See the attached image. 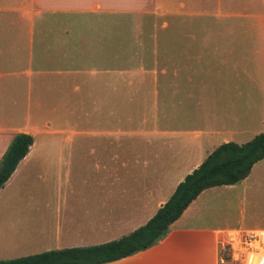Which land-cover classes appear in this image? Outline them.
<instances>
[{
	"label": "crops",
	"instance_id": "obj_1",
	"mask_svg": "<svg viewBox=\"0 0 264 264\" xmlns=\"http://www.w3.org/2000/svg\"><path fill=\"white\" fill-rule=\"evenodd\" d=\"M17 12L28 38L13 33L21 21H0V160L16 134L33 143L0 189V261L120 239L149 221L219 145L264 132V0H0V13ZM161 15L165 89L184 92L183 99L195 92L205 129L142 133L132 148L110 149L114 134L91 125L106 124L108 94L125 89L123 72L103 64L123 59V50L115 36L105 47L92 40L125 28L124 16L131 29L154 31L150 21ZM42 16L52 21L37 24L35 53L34 19ZM82 61L99 68L76 69ZM79 92L82 101L59 116V94ZM78 107L87 131L70 129ZM238 184L221 187L230 197ZM211 189L160 242L106 264H238L220 262L231 224L222 220L220 199L201 200ZM245 223L241 217L236 226L259 230Z\"/></svg>",
	"mask_w": 264,
	"mask_h": 264
},
{
	"label": "rangeland",
	"instance_id": "obj_2",
	"mask_svg": "<svg viewBox=\"0 0 264 264\" xmlns=\"http://www.w3.org/2000/svg\"><path fill=\"white\" fill-rule=\"evenodd\" d=\"M22 14L21 12L0 13L2 15L0 21H21L20 27L22 29H13V33L21 32L24 37L28 38L26 31L27 22H25L27 20ZM163 19L162 15L154 18L150 22L154 21L157 28L154 31L149 30V32L144 31L142 33V30L139 32L138 30L131 29L132 19L124 16L122 21L127 24L126 27L124 26L125 28L120 30H105V34L109 36L106 41L101 38L97 39L98 37L92 40L97 45L105 47L116 42L113 38L115 36L118 45L114 46L123 50V59L113 60L109 56L108 61L103 64L109 70L123 72L122 84L125 89L118 94H108V107L106 110L108 118L106 124H102L100 127H96L94 124L91 125V128H97V130L106 129L107 132L114 134L111 137L112 139L109 138L107 140L110 149L132 148L133 143L143 138L140 136L142 133L205 129L204 125L200 126V123L197 121V116L201 118V110L195 108V92H189L188 89V97L187 99H183V96L186 95L184 92L179 97V92L172 93L173 88L169 91L165 89V83L168 78L163 73V31L160 26ZM34 20L33 48L36 53L38 47L37 32L39 29L37 24L52 20L49 16H42L40 19ZM144 21H147L146 18ZM22 23L24 24L22 25ZM3 24V28H5L6 22H3ZM43 32H46V30L43 29ZM91 32H95V30H91ZM78 44H81V42H78ZM127 49L130 50L127 51ZM133 54H138L136 59H126V57L135 56ZM12 64L13 62L9 61L3 63L6 67ZM74 67L76 69L87 70L99 68V63L95 61H82L76 62ZM254 94L253 92L252 95L254 96ZM82 95L83 93L81 92L75 94L60 93V103L65 104V106L61 105L59 116H66L68 106L75 102L78 105L82 101ZM33 99H35V96ZM67 99L69 101L68 104L66 102ZM179 99H181V103H179ZM205 114H207L206 111L202 115V118ZM72 115V119L70 120L75 121L77 125L70 126V129L82 131L89 129V126L84 125L83 120H81L83 117L82 108L78 107ZM41 127L43 128V126ZM250 137V135H245L235 138V141L244 144L251 140ZM204 138H209V136L205 135ZM236 188V191L231 193L230 197L227 196L228 191L224 187L212 188L202 195L201 200L206 199V203H215L220 199L216 204L219 206L221 212H223L222 220H227L231 224L228 230L240 229L236 226V223L241 217L245 219V224H256L257 229L264 230V159L253 166L248 177L241 181ZM245 193L246 198L241 201ZM225 196L232 200L229 209L224 208ZM230 261L233 260L230 259Z\"/></svg>",
	"mask_w": 264,
	"mask_h": 264
},
{
	"label": "trees",
	"instance_id": "obj_3",
	"mask_svg": "<svg viewBox=\"0 0 264 264\" xmlns=\"http://www.w3.org/2000/svg\"><path fill=\"white\" fill-rule=\"evenodd\" d=\"M32 143L33 138L28 134L14 136L0 160V189L27 155ZM263 159L264 132L244 144H221L177 185L149 221L128 235L100 245L51 250L0 261V264H106L144 251L167 235L171 225L203 191L240 183Z\"/></svg>",
	"mask_w": 264,
	"mask_h": 264
},
{
	"label": "built area",
	"instance_id": "obj_4",
	"mask_svg": "<svg viewBox=\"0 0 264 264\" xmlns=\"http://www.w3.org/2000/svg\"><path fill=\"white\" fill-rule=\"evenodd\" d=\"M221 263L232 259L238 264H264V230H226L219 243Z\"/></svg>",
	"mask_w": 264,
	"mask_h": 264
},
{
	"label": "bare ground",
	"instance_id": "obj_5",
	"mask_svg": "<svg viewBox=\"0 0 264 264\" xmlns=\"http://www.w3.org/2000/svg\"><path fill=\"white\" fill-rule=\"evenodd\" d=\"M249 263L250 264H253V259H249Z\"/></svg>",
	"mask_w": 264,
	"mask_h": 264
}]
</instances>
